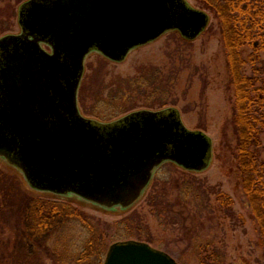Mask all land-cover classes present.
Here are the masks:
<instances>
[{
  "label": "rangeland",
  "instance_id": "obj_1",
  "mask_svg": "<svg viewBox=\"0 0 264 264\" xmlns=\"http://www.w3.org/2000/svg\"><path fill=\"white\" fill-rule=\"evenodd\" d=\"M24 1L0 0V37L8 30L18 31L17 11ZM187 1L192 8L203 10L195 0ZM207 13L208 26L195 40L170 32L131 51L119 63L90 53L84 61L77 107L83 118L102 124L137 111L174 108L188 130L202 131L211 139L209 168L196 173L164 164L132 206L107 210L75 196L36 192L0 159V175L4 177L0 201L4 189H11V185L19 193L16 206L1 204L7 212L0 213V229L12 244L8 255L1 252L7 260L0 264H103L109 248L125 241L148 244L177 264H264L263 241L238 171L231 123L235 90L228 83L217 21ZM252 51V47H245L243 58L246 60ZM256 64L254 68L263 74L259 78L264 79V52ZM242 72L251 76L252 65H244ZM259 162H264V132ZM218 196H224L229 205L222 206ZM36 202L65 204L76 211L71 221L53 227L49 235L23 238L17 214L21 206ZM88 255L91 258L87 260Z\"/></svg>",
  "mask_w": 264,
  "mask_h": 264
},
{
  "label": "water",
  "instance_id": "obj_2",
  "mask_svg": "<svg viewBox=\"0 0 264 264\" xmlns=\"http://www.w3.org/2000/svg\"><path fill=\"white\" fill-rule=\"evenodd\" d=\"M18 22L20 35L0 39V159L32 190L125 210L162 164L209 168L211 139L188 130L174 108L102 124L77 107L90 53L119 63L168 32L195 40L208 26L207 12L187 0H30ZM103 264L177 263L148 244L125 241L109 248Z\"/></svg>",
  "mask_w": 264,
  "mask_h": 264
},
{
  "label": "trees",
  "instance_id": "obj_3",
  "mask_svg": "<svg viewBox=\"0 0 264 264\" xmlns=\"http://www.w3.org/2000/svg\"><path fill=\"white\" fill-rule=\"evenodd\" d=\"M195 2L201 9L214 16L223 41L228 83L234 88L236 97L231 123L237 142L238 171L255 226L264 245V181L262 180L264 162H259L261 135L264 132V113L259 115L261 110H264V79L259 78L263 75L261 70L254 68L260 54L264 52V0H195ZM247 46L252 47L253 51L245 60L242 51ZM246 64L253 67L251 76L242 72ZM261 96L263 98L259 99L258 97ZM3 178L0 175V182ZM4 190L3 199L0 201V213L7 212L6 209L1 208L3 206L1 204L15 203L19 197L16 186L11 185V189L7 187ZM218 200L222 206L229 205L224 196H218ZM27 205L21 206V213L17 215L21 226L20 235L30 239L36 234L49 235L53 227L71 221L69 219L74 216L72 212L76 211L68 205L53 202H36ZM3 233L0 229V263L6 262L5 257L9 254L12 244L11 239L5 237ZM1 252L6 255L2 256ZM15 252L12 251V254L15 255ZM87 257L88 260L91 255Z\"/></svg>",
  "mask_w": 264,
  "mask_h": 264
},
{
  "label": "flooded vegetation",
  "instance_id": "obj_4",
  "mask_svg": "<svg viewBox=\"0 0 264 264\" xmlns=\"http://www.w3.org/2000/svg\"><path fill=\"white\" fill-rule=\"evenodd\" d=\"M28 1H30V0H26V1L22 2L21 5H19V7H18V11H17V15H18V17H19V9H20V7H21L24 3L28 2ZM17 23H18V31H17L16 33L10 32V30H8L4 35H2V36L0 37V39H2V38H4V37H7V36H17V35H20V34H21V26L19 25L18 19H17ZM7 25H9V22H7ZM41 47H42L44 50H45V47L48 48V49L46 48L48 51L50 50V48H49L48 46H45L44 44H41ZM50 51H51V50H50Z\"/></svg>",
  "mask_w": 264,
  "mask_h": 264
}]
</instances>
